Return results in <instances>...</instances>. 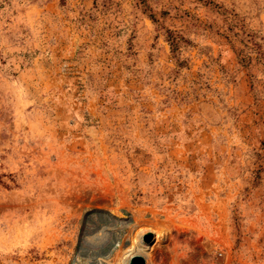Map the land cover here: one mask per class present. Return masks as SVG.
<instances>
[{"label": "rangeland", "instance_id": "374dc122", "mask_svg": "<svg viewBox=\"0 0 264 264\" xmlns=\"http://www.w3.org/2000/svg\"><path fill=\"white\" fill-rule=\"evenodd\" d=\"M132 257L264 264V0H0V264Z\"/></svg>", "mask_w": 264, "mask_h": 264}, {"label": "water", "instance_id": "95a60500", "mask_svg": "<svg viewBox=\"0 0 264 264\" xmlns=\"http://www.w3.org/2000/svg\"><path fill=\"white\" fill-rule=\"evenodd\" d=\"M144 239L147 241L149 238H144ZM131 261H132V262H137L138 264H143L142 261H141L139 258H137V257H132V258H131ZM137 263H136V264H137ZM128 264H133V263H130V262H129Z\"/></svg>", "mask_w": 264, "mask_h": 264}, {"label": "bare ground", "instance_id": "6f19581e", "mask_svg": "<svg viewBox=\"0 0 264 264\" xmlns=\"http://www.w3.org/2000/svg\"><path fill=\"white\" fill-rule=\"evenodd\" d=\"M126 223V222H123V224Z\"/></svg>", "mask_w": 264, "mask_h": 264}]
</instances>
